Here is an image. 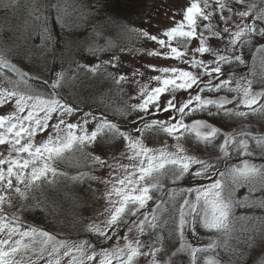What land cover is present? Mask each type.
<instances>
[{"label": "snow or ice", "instance_id": "1", "mask_svg": "<svg viewBox=\"0 0 264 264\" xmlns=\"http://www.w3.org/2000/svg\"><path fill=\"white\" fill-rule=\"evenodd\" d=\"M215 4L216 8H212L210 0H192L184 8L182 19L162 32L165 39L143 30L124 29L167 49L150 50L147 55L188 65L187 69L148 66L160 75L151 78L157 86L149 89L148 85H142L134 97L140 98V102L129 106L132 112L141 114L133 121L137 126L131 132L122 131L106 116L98 118L91 112L85 113L82 121L68 122L66 118L80 109L58 91L66 80L63 71L56 73V78L50 82L51 91L46 92L29 82L41 77L21 71L0 55V107L11 103L13 108L8 114L0 115V146L7 145V155L0 151V264H40L41 261L61 264L65 257L68 258L66 264H91L97 256L100 257L98 264H136L141 256L149 255L152 256L149 264H159L156 255L161 250L149 247L148 251H142L148 246L139 237L146 229L155 230L160 226L158 210L161 205L157 203L147 213L142 210L150 207L153 193L162 192L163 180L177 184L186 177L199 183L186 189H170L168 193L172 212L178 213V216L169 214L180 239L177 252L187 251L192 264H197L198 253L219 255L220 249L235 251L229 243L239 239L234 236L235 221L250 219L236 217L235 209L264 208V195L251 198L258 189L264 193V164L257 165L249 159L264 158V134L252 133L245 127L229 131L207 119L186 121L197 113L227 118L230 122L238 120L242 124L250 117L264 120V61L258 80L254 79L255 71L251 73L253 78L241 77L235 81L232 79L235 73L225 71L226 65L246 64L245 46H251L257 40L264 41V8L257 10V5L249 0H231V3L215 0ZM10 6L13 5H5ZM217 11L219 20L214 22ZM60 21L57 15V22ZM221 21L223 27H220ZM230 21L235 30L228 26ZM106 46L111 47V42ZM89 50L95 53L104 48ZM255 50L264 52V44ZM113 60L118 61V57L114 56ZM106 63L117 66L112 61ZM77 67L95 74L101 65L78 64ZM4 69L12 76L6 75ZM126 80L127 77L120 75L116 83ZM44 83L49 84V81L44 80ZM254 83L260 84L259 91L253 90ZM178 92L187 93L188 99L180 101L176 96ZM165 94H170L171 98L162 105L160 99ZM161 112L168 113V117L148 119ZM53 120L55 122L50 123ZM90 123L94 124L92 130L88 128ZM45 132L48 133L46 139L37 143V135ZM146 134H163L175 143L171 147L167 143L158 148L149 147L145 143ZM118 138L122 139L125 148L120 158L113 157L110 163L96 154L95 149L103 143ZM195 151L207 152V158L195 155ZM78 153L89 157L94 169H109L108 178L100 180L105 185L107 215L99 223L92 222L85 227V231L96 236L102 244L116 238L112 247L101 246L99 252L90 251L96 244L89 240L59 238L49 231L26 225L19 214H9L5 210L13 207L14 195L26 201L29 193L45 184H54L58 176L66 177L67 173L56 165L70 162ZM234 156L239 162L229 164ZM220 161L225 162L222 169L218 167ZM85 177L98 179L88 173L70 179L82 181ZM241 187H247L249 195L237 199L236 192ZM177 197L181 198L178 206ZM34 208L43 211L39 202ZM133 226L137 235L130 239L128 233L132 232ZM121 227L126 229L123 245L118 235ZM201 230L213 237L206 247L185 242L186 231L196 236ZM204 264H220V261L216 256L206 255Z\"/></svg>", "mask_w": 264, "mask_h": 264}, {"label": "rangeland", "instance_id": "2", "mask_svg": "<svg viewBox=\"0 0 264 264\" xmlns=\"http://www.w3.org/2000/svg\"><path fill=\"white\" fill-rule=\"evenodd\" d=\"M191 2L192 0H146L143 11L136 9L135 14L127 12L121 18L108 13L104 7L91 11L86 0H0V55L15 64L21 71L41 77L39 80L33 79L29 82L46 92L51 91L50 82L56 78V73L63 71L66 80L58 91L64 99L80 109L79 112L66 118L68 122L82 121L85 113L91 112L98 118L101 115L106 116L122 131L131 132L137 126L133 121L141 114L132 112L129 106L140 102V98H134L137 97L140 87L145 84L149 89L156 87L157 82L151 78L160 75L158 72L151 71L148 66H176L187 69L188 65L147 55L150 50L167 51V49H161L155 42L140 38L124 29L143 30L165 39L161 35L162 32L174 26L175 21L182 19L184 8ZM228 2L231 3V0ZM249 2L255 3L257 10L264 8L261 0H249ZM210 3L212 8H216L215 0H210ZM8 4L13 6L5 7ZM51 5H57V7L53 8ZM244 7L246 5L241 6V10ZM208 10L211 11V9ZM57 15L61 18L60 22H57ZM218 20L219 12L217 11L213 21ZM228 26L233 27L231 21ZM45 27L47 32H45ZM220 27H223L222 21ZM233 30H235L234 27ZM48 36L51 38L46 39ZM109 42L112 44L111 47L106 46ZM212 43L215 45L216 41ZM260 44H264V41L257 40L251 46L243 48L245 65L225 66V71L230 70L235 73L232 77L234 81L241 77L253 78L251 75L253 71L257 73L254 79L258 80L262 70L261 63L264 61V52L255 50ZM101 47L104 48L103 51L93 53L89 50ZM114 56L118 57V61L113 60ZM107 61H112L117 66L112 67L110 63H106ZM78 64L89 67L100 64L101 67L93 74L85 68H78ZM4 72L12 76L7 69H4ZM133 73L137 74L133 75ZM120 75L127 77V80L118 84L116 79ZM44 80H48L49 84H45ZM260 88L259 83L253 84L254 91H259ZM206 95L215 97L216 94ZM228 95L231 98V94ZM176 96L180 101L188 99L187 93L178 92ZM170 98V94H165L161 97L160 103L163 105ZM12 110V104L9 103L0 107V115L8 114ZM168 115V113L161 112L158 116L148 117V119L164 120ZM196 118L207 119L229 131L245 127L252 133L264 134V120L257 117H250L242 124L238 120L230 122L227 118L208 117L197 113L194 117H188L186 122ZM54 122L53 120L50 123ZM93 127L92 123L88 125L89 130ZM132 134L136 135L134 132ZM47 135V132L38 134L36 142L39 143L46 139ZM145 143L149 147L158 148L165 143L171 147L175 141L163 134L159 136L146 134ZM0 151L7 155V145L0 146ZM124 151L123 141L119 138L105 142L95 149L96 154L101 155L110 163L113 162V157L120 158ZM194 154L207 158L205 151H195ZM249 159H253L257 165L264 164V158L259 156L249 157ZM238 162L239 158L235 156L228 161L229 164ZM90 165V158L79 153L72 157L70 162L58 163L56 167L67 173L66 177L58 176L54 184H45L41 189L29 193V199L26 201H21L14 195L13 207H6V212L17 213L26 225L49 231L59 238L89 240L96 244V247L90 251L99 252L101 246L112 247L116 243L115 237L102 244L96 236L85 231L89 223H99L107 215L105 213L107 204L104 199L105 185L100 180L108 178L109 169L107 167L94 169ZM224 166V161L218 163L219 168L222 169ZM80 173H88L98 179L87 177L82 181L70 179ZM162 183L164 184L162 192L153 193L154 200L149 202L150 207L142 210L147 213L154 209L157 203L161 205L158 210L160 226L155 230L146 229L145 234L139 237L148 246L142 251H148L149 247L153 250L160 249L161 251L156 255L159 264H192L191 256L187 251L177 252L180 239L174 230V221L169 218L172 209L168 193L170 189L195 187L199 181L186 177L177 184H171L166 179ZM203 183H208V181H203ZM246 195H249L247 187H241L236 192L237 199H243ZM262 195L264 193L258 189L251 198L256 199ZM180 201L181 198L177 197V206ZM37 202L40 203L43 211L34 208ZM22 205L24 206L23 211H21ZM166 208L167 211H165ZM172 215L178 216V213L172 212ZM234 215L250 217L247 220L235 221L234 236L239 239L229 241L235 251L225 252L220 249L218 250L219 255L198 253L197 264H204L206 255L216 256L220 264H264V208L237 207ZM165 220L168 221L167 224L164 223ZM154 231H160L163 234L162 242L152 239L151 235ZM125 232L126 229L121 227L118 233L121 237V245L124 243L122 237ZM128 235L130 239L136 237L134 226ZM249 237L252 239L249 240ZM212 238L210 234L202 230L196 236L188 231L185 232V242L196 247H206ZM99 259L100 257L97 256L91 264H98ZM67 260L68 258L65 257L61 264H66ZM151 260V255L141 256L136 264H149ZM40 264H44V261Z\"/></svg>", "mask_w": 264, "mask_h": 264}, {"label": "trees", "instance_id": "3", "mask_svg": "<svg viewBox=\"0 0 264 264\" xmlns=\"http://www.w3.org/2000/svg\"><path fill=\"white\" fill-rule=\"evenodd\" d=\"M145 2L146 0H86V4L91 11L96 10L98 7H104L108 13L115 14L121 18L127 12L128 14H135L136 9L143 11L146 5Z\"/></svg>", "mask_w": 264, "mask_h": 264}, {"label": "water", "instance_id": "4", "mask_svg": "<svg viewBox=\"0 0 264 264\" xmlns=\"http://www.w3.org/2000/svg\"><path fill=\"white\" fill-rule=\"evenodd\" d=\"M163 234L160 231H154L151 235L152 239L155 240L156 242H161L163 241Z\"/></svg>", "mask_w": 264, "mask_h": 264}]
</instances>
